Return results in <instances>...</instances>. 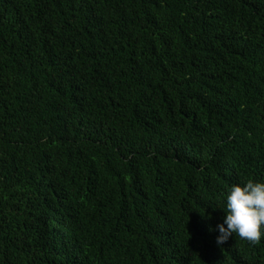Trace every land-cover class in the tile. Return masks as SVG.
Masks as SVG:
<instances>
[{
	"label": "trees",
	"instance_id": "16d2710c",
	"mask_svg": "<svg viewBox=\"0 0 264 264\" xmlns=\"http://www.w3.org/2000/svg\"><path fill=\"white\" fill-rule=\"evenodd\" d=\"M249 180L264 0H0V264H264Z\"/></svg>",
	"mask_w": 264,
	"mask_h": 264
},
{
	"label": "clouds",
	"instance_id": "9594fccd",
	"mask_svg": "<svg viewBox=\"0 0 264 264\" xmlns=\"http://www.w3.org/2000/svg\"><path fill=\"white\" fill-rule=\"evenodd\" d=\"M222 223L216 225L218 245L236 236L257 243L264 235V181L232 184L223 193Z\"/></svg>",
	"mask_w": 264,
	"mask_h": 264
}]
</instances>
